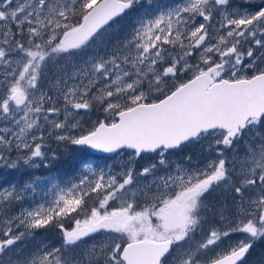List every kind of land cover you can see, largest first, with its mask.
I'll return each mask as SVG.
<instances>
[{"label": "snow or ice", "instance_id": "1", "mask_svg": "<svg viewBox=\"0 0 264 264\" xmlns=\"http://www.w3.org/2000/svg\"><path fill=\"white\" fill-rule=\"evenodd\" d=\"M258 247L264 0H0V264Z\"/></svg>", "mask_w": 264, "mask_h": 264}, {"label": "rangeland", "instance_id": "2", "mask_svg": "<svg viewBox=\"0 0 264 264\" xmlns=\"http://www.w3.org/2000/svg\"><path fill=\"white\" fill-rule=\"evenodd\" d=\"M127 18L125 19V21H122L121 23L127 24ZM95 118V117H93ZM89 155L91 157H94V158H103L101 156H97V155H93L91 153H89ZM71 169L69 167H67L66 165H57L55 167H53L52 169V172L56 175H58L61 179H67L68 176L71 174ZM113 206H117V205H113ZM67 223L70 225L71 224V221H67ZM39 239H44L46 240L47 242H51L52 244H58L59 243V239H58V235L56 233L55 230H49L47 232H41V235L38 237ZM264 252V249H261L260 247H258L254 253H253V256L250 257V261L253 262V264H255V261L256 259L258 258V254Z\"/></svg>", "mask_w": 264, "mask_h": 264}, {"label": "water", "instance_id": "3", "mask_svg": "<svg viewBox=\"0 0 264 264\" xmlns=\"http://www.w3.org/2000/svg\"><path fill=\"white\" fill-rule=\"evenodd\" d=\"M94 154H99V155H106V154H103V153H95V152H92Z\"/></svg>", "mask_w": 264, "mask_h": 264}, {"label": "trees", "instance_id": "4", "mask_svg": "<svg viewBox=\"0 0 264 264\" xmlns=\"http://www.w3.org/2000/svg\"><path fill=\"white\" fill-rule=\"evenodd\" d=\"M93 156V155H92Z\"/></svg>", "mask_w": 264, "mask_h": 264}]
</instances>
